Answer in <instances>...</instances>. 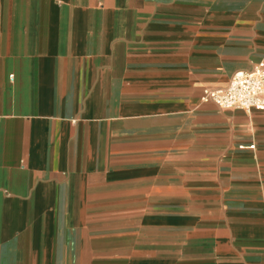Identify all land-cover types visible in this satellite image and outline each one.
Instances as JSON below:
<instances>
[{
    "label": "crops",
    "instance_id": "crops-1",
    "mask_svg": "<svg viewBox=\"0 0 264 264\" xmlns=\"http://www.w3.org/2000/svg\"><path fill=\"white\" fill-rule=\"evenodd\" d=\"M261 61L264 0H0V264H264V112L202 99Z\"/></svg>",
    "mask_w": 264,
    "mask_h": 264
},
{
    "label": "built area",
    "instance_id": "built-area-1",
    "mask_svg": "<svg viewBox=\"0 0 264 264\" xmlns=\"http://www.w3.org/2000/svg\"><path fill=\"white\" fill-rule=\"evenodd\" d=\"M202 99L222 109L264 112V62L235 73L224 88L204 91Z\"/></svg>",
    "mask_w": 264,
    "mask_h": 264
},
{
    "label": "rangeland",
    "instance_id": "rangeland-1",
    "mask_svg": "<svg viewBox=\"0 0 264 264\" xmlns=\"http://www.w3.org/2000/svg\"><path fill=\"white\" fill-rule=\"evenodd\" d=\"M121 8H123V7H121ZM144 50H142V52H143ZM121 52L122 51H119V50H117V49H113V50H111V53H115L116 55V58H120L122 55H121ZM127 53V56H131L134 52H140V50H139V48H137V47H133L132 45H130L128 48H127V51H126ZM113 68V67H112ZM114 68L118 71L119 70V72H120V69H121V67L120 66H114ZM116 71V72H117ZM127 72H128V70H127Z\"/></svg>",
    "mask_w": 264,
    "mask_h": 264
}]
</instances>
